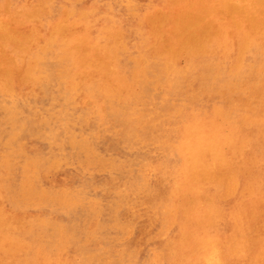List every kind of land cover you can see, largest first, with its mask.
Masks as SVG:
<instances>
[{
  "label": "rangeland",
  "instance_id": "obj_1",
  "mask_svg": "<svg viewBox=\"0 0 264 264\" xmlns=\"http://www.w3.org/2000/svg\"><path fill=\"white\" fill-rule=\"evenodd\" d=\"M209 1L0 0V264H264V0Z\"/></svg>",
  "mask_w": 264,
  "mask_h": 264
},
{
  "label": "bare ground",
  "instance_id": "obj_2",
  "mask_svg": "<svg viewBox=\"0 0 264 264\" xmlns=\"http://www.w3.org/2000/svg\"><path fill=\"white\" fill-rule=\"evenodd\" d=\"M177 1H180V0H176V2H177ZM185 1H186V0H184V2H185ZM184 2H183V4H184ZM188 2H189V1H188ZM203 2H204V1H203ZM209 2H211V0H210ZM171 3H172V2H171ZM171 3H170V4H171ZM185 3H187V2H185ZM189 3H190V2H189ZM177 4H178V2H177ZM190 4H191V3H190ZM190 4H189V5H190ZM201 4H202V3H201ZM167 5H168V4H167ZM172 5H175V4L172 3ZM178 5H179V4H178ZM203 5H204V3H203ZM211 5H212V2H211ZM219 5H221V4H219ZM185 6H186V5H185ZM185 6H184L185 9H186V7L188 8V6H186V7H185ZM207 6H208V5H207ZM209 6H210V5H209ZM221 6H222V5H221ZM171 7H172V6H171ZM189 7H191V6H189ZM223 7H225V6H223ZM206 8H207V7H206ZM206 8H204V9H206ZM225 8H226V7H225ZM239 8H240V7H239ZM161 9H162V8H161ZM169 10H170V9H169ZM172 10H173V9H172ZM206 10H207V9H206ZM210 10H211V9H210ZM225 10H227V9H225ZM263 10H264V9H263ZM0 11H1V10H0ZM166 11H167V10H166ZM186 12H187V11H186ZM226 12H227V11H226ZM229 12H230V11H229ZM263 12H264V11H263ZM168 13H169V12H166V14H168ZM187 13H188V12H187ZM192 13H193V11H192ZM230 13H231V12H230ZM156 14H157V12H156ZM164 14H165V13H164ZM188 15H189V14H188ZM190 15H191V14H190ZM202 15H203V14H202ZM231 15H232V13H231ZM1 16H2V13H1ZM9 16H10V15H8L7 17L9 18ZM258 16H259V15H258ZM152 17H153V16H152ZM169 17H170V18H168V17H167V18L171 20V17H172V16H170V14H169ZM176 17H177V16H176ZM176 17H174V18H176ZM201 17H203V16H201ZM1 18H2V17H1ZM15 18H17V17H15ZM15 18H14V21L16 22L17 20H15ZM165 18H166V17H165ZM167 18H166V19H167ZM231 18H232V17H231ZM3 19H4V18H3ZM145 19H146V18H145ZM145 19H144V20H145ZM211 19H212V18H211ZM220 19H221V18H220ZM232 19H233V18H232ZM237 19H238V18H237ZM10 20L12 21V19H10ZM19 20H20V19H19ZM213 20H214V18H213ZM259 20H260V19H259ZM14 21H13V22H14ZM24 21H26V20L24 19ZM31 21H32V20H31ZM64 21L66 22L67 20H64ZM69 21H70V20H69ZM146 21H148V20L146 19ZM164 21H165V19H164ZM174 21H175V19H174ZM214 21H215V20H214ZM216 21H217V20H216ZM218 21H219V20H218ZM218 21H217V22H218ZM236 21H237V20H236ZM248 21H249V20H248ZM17 22H18V21H17ZM65 22H63V23L66 24ZM166 22H167V20H166ZM217 22H215V23L218 24ZM251 22H252V21H251ZM258 22H261V21H258ZM263 22H264V21H263ZM70 23H74V22L70 21ZM147 23H148V22H147ZM164 23H165V22H164ZM168 23H170V22H168ZM252 23H253V22H252ZM252 23H251V24H252ZM261 23H262V22H261ZM14 24H15V23H14ZM21 24H22V23H21ZM31 24H32V23H31ZM31 24H28V25H31ZM35 24H36V23H35ZM37 24H38V23H37ZM37 24H36V25H37ZM67 24H69V23H67ZM74 24H75V23H74ZM172 24H174V23H172ZM222 24H223V25H221V26H223V27H222L221 29L224 28V23H222ZM230 24H231V23H230ZM12 25H13V23H12ZM15 25H16V24H15ZM22 25H23V24H22ZM39 25H40V24H39ZM76 25H77V24H76ZM146 25H147V27H148L149 24H146ZM154 25H155V24H154ZM163 25H164V24H163ZM163 25H162V26H163ZM203 25H204V24H203ZM205 25H206V24H205ZM242 25H243V24H241V26H242ZM254 25H255V24H254ZM262 25H263V24H262ZM32 26H33V24H32ZM74 26H75V25H74ZM77 26H78V25H77ZM186 26H188V24H187ZM206 26H207V25H206ZM216 26L218 27V25H215L214 27H216ZM227 26H228V25H227ZM255 26H256V25H255ZM14 27H17V25L14 26ZM44 27H45V26H44ZM49 27H50V26H49ZM66 27H67V25H66ZM69 27H70V26H69ZM173 27H176V28H177V26H173ZM263 27H264V26H263ZM28 28H29V27H28ZM85 28H86V27H85ZM150 28H151V27H150ZM207 28H209V27H207ZM227 28H228V27H227ZM257 28H258V27H257ZM151 29H152V28H151ZM151 29H150V31H151ZM217 29H218V28H216V30H217ZM241 29H243V28H241ZM241 29H239V30H241ZM244 29L246 30V28H244ZM252 29H253V28H252ZM260 29H261V28H260ZM262 29H263V28H262ZM56 30H57V29H56ZM59 30H60V28H59ZM113 30H114V29H113ZM147 30H149V28H148ZM179 30H180V29H179ZM212 30H213V29H212ZM212 30H211V31H212ZM226 30H227V29H226ZM233 30H234V29H233ZM239 30H238V32H240ZM250 30H251V28H250ZM250 30H247V31H248V32H251L252 30H251V31H250ZM62 31H63V30H62ZM66 31H67V30H66ZM121 31H122V30H121ZM181 31H182V29H181ZM189 31H190V30H189ZM224 31H225V30H224ZM224 31H223V32H224ZM263 31H264V30H263ZM55 32H56V31H55ZM55 32H54V33H55ZM57 32H58V31H57ZM64 32H65V31H64ZM85 32H86V31H85ZM85 32H84V34H85ZM119 32H120V30H119ZM152 32H153V31H152ZM152 32H150V33H152ZM165 32H167V31H165ZM191 32H192V30H191ZM213 32H214V31H213ZM219 32H220V31H219ZM223 32H222V33H223ZM259 32H260V31H259ZM259 32H258V33H259ZM76 33H78V32H76ZM87 33H88V32H87ZM167 33H168V32H167ZM202 33H203V32H202ZM211 33H212V32H211ZM222 33H221V34H222ZM240 33H241V32H240ZM244 33H245V32H244ZM24 34H26V32H25ZM59 34H60V33H59ZM63 34H64V33H63ZM73 34H74V33H73ZM73 34H72V36H73ZM117 34H118V32H117ZM159 34H161V32H160ZM159 34H158V35H159ZM163 34H165V33L163 32L162 35H163ZM173 34H174V33H173ZM49 35H50V34H49ZM55 35H56V34H55ZM87 35H88V34H87ZM89 35H90V34H89ZM89 35H88V39H89ZM115 35H116V34H115ZM118 35H119V34H118ZM121 35H122V33H121ZM121 35H120L119 38H121ZM154 35H155V34H154ZM156 35H157V33H156ZM169 35H170V34H168V37H169ZM178 35H179V34H178ZM178 35H177V36H178ZM209 35H210V34H209ZM224 35H225V34H224ZM251 35H252V34H251ZM260 35H261V34H260ZM56 36H58V33H57ZM84 36H85V35H84ZM143 36H144V35H143ZM164 36H165V35H164ZM166 36H167V35H166ZM189 36H190V35H189ZM192 36H193V34H192ZM192 36H190V39H191ZM199 36H201V35L199 34ZM202 36H203V35H202ZM221 36H222V35H221ZM256 36H257V35H256ZM262 36H264V35H262ZM48 37H49V36H48ZM65 37H66V36H63V37H60V38H65ZM67 37H68V36H67ZM80 37H81V36H80ZM112 37H113V34H112ZM155 37H156V36H155ZM158 37H159V36H158ZM168 37H166V38L168 39ZM175 37H176V36H174V37H172V38H175ZM219 37H220V36H219ZM234 37H235V36H234ZM33 38H34V37H33ZM43 38H44V37H43ZM60 38H59V39H60ZM75 38L78 39L77 36H76ZM75 38H74V40H75ZM116 38H118V37H116ZM162 38H163V37H162ZM183 38H185V37H183ZM194 38H195V37H194ZM200 38H201V37H200ZM204 38H205V37H204ZM215 38H216V37H215ZM215 38H214V41H217L218 38H217V39H215ZM220 38H221V37H220ZM245 38H246V36H245ZM245 38H244V39H245ZM259 38H260V37H259ZM263 38H264V37H263ZM23 39H24V41H22V42H25V37H23ZM52 39H53V38H52ZM52 39L50 40L51 43L54 42V41H52ZM54 39H55V38H54ZM71 39H72V38H71ZM81 39H82V38H81ZM175 39H176V38H175ZM178 39L181 40V38H178ZM178 39H177V40H178ZM211 39H212V37H211ZM234 39H235V38H234ZM240 39H241V38H240ZM260 39H261V38H260ZM21 40H22V39H21ZM28 40H32V38H31V39H28ZM72 40H73V39H72ZM112 40H113V38H112ZM163 40H164V39H163ZM256 40H257V38H256ZM76 41H77V40H76ZM79 41H80V40H79ZM151 41H153V40H151ZM174 41H175V40H173V43H174ZM200 41H201V40H200ZM229 41H230V40H229ZM229 41H228V42H229ZM235 41H236V39H235ZM237 41H238V40H237ZM242 41H243V39H242ZM263 41H264V40H263ZM35 42H36V41H35ZM35 42H34V43H35ZM46 42H47V41H46ZM55 42H57V41H55ZM68 42H69V41H67V43H68ZM71 42H72V41H71ZM73 42H74V41H73ZM77 42H78V41H77ZM86 42H87V41H86ZM106 42H107V41H106ZM111 42H112V41H111ZM114 42H115V40H114ZM155 42L157 43L158 40L155 41ZM159 42H160V41H159ZM162 42H163V41H161L160 44H162ZM175 42L177 43V41H175ZM201 42H203V39H202ZM248 42H249V41H247V43H248ZM20 43H21V42H20ZM20 43H19V45H20ZM30 43H31V42H30ZM30 43H29V44H30ZM36 43H37V42H36ZM38 43H39V42H38ZM63 43H64V42H63ZM80 43H81V42H80ZM87 43H88V42H87ZM104 43H105V41H104ZM116 43H117V42H116ZM122 43H123V42H122ZM176 43H175V44H176ZM181 43H183V42H181ZM181 43L179 42V44H181ZM198 43H199V42H198ZM237 43H238V42H237ZM237 43H236V44H237ZM78 44H79V43H78ZM106 44H107V43H106ZM106 44H105V45H106ZM117 44H118V43H117ZM151 44H152V43H151ZM157 44H158V43H157ZM163 44H164V42H163ZM163 44H162L161 46H163ZM186 44H187V43H186ZM188 44H190V43H188ZM188 44H187V45H188ZM211 44H212V43H211ZM232 44H233V41H232ZM19 45H18V47L20 48ZM22 45H23V44H22ZM34 45H35V44H34ZM43 45H44V43H43ZM49 45H51V44L49 43ZM49 45H48V46H49ZM82 45H83V44H82ZM90 45H91V44H90ZM90 45H89V47H91ZM102 45H103V44H102ZM181 45L184 46L183 44H181ZM181 45H180V47H181ZM199 45H200V43H199ZM205 45H206V44H204V46H205ZM225 45H226V44H225ZM227 45H228V44H227ZM23 46H24V45H23ZM25 46H26V45H25ZM48 46H46V47H48ZM52 46H53V45H52ZM69 46H70V45H69ZM76 46H77V45H76ZM76 46H75V47H76ZM79 46H80V45H79ZM86 46H87V45H85V47H86ZM108 46H109V44H108ZM120 46H121V45H120ZM165 46H166V45H165ZM167 46H168V45H167ZM178 46H179V45H178ZM190 46H191V44L188 45L187 47H190ZM196 46H197V44H196ZM206 46L209 47V43H208V45H206ZM233 46H234V45H233ZM5 47H6V46H5ZM29 47H30V46H28V48H29ZM50 47H51V46H50ZM73 47H74V44H73ZM80 47H82V49H83V46H80ZM80 47H79V49H80ZM89 47L87 46L86 48H89ZM121 47H122V46H121ZM180 47H179V48H180ZM187 47L185 46L184 49L187 48ZM208 47H207V48H208ZM229 47H230V46H228V48H229ZM30 48H31V47H30ZM147 48L149 49V47H147ZM150 48H151V45H150ZM173 48H174V47H173ZM211 48H212V47H211ZM38 49H39V48H38ZM69 49H71V47H70ZM73 49H74V48H73ZM105 49H107V46H106ZM105 49L102 50V48H101L102 51H105ZM112 49H113V48H112ZM155 49H156V48H155ZM160 49H162V48H160ZM174 49H175V48H174ZM188 49H189V48H188ZM188 49H187V51H189V53H190V49H189V50H188ZM209 49H210V48H209ZM212 49H213V48H212ZM220 49H221V47H220ZM8 50H9V49H8ZM21 50H23V48H22ZM26 50H27V48H26ZM26 50H25V51H26ZM85 50H86V49H85ZM110 50H111V49H110ZM168 50H171V49H168ZM194 50H195V49H193V51H194ZM198 50H200V49H198ZM25 51H23V52L25 53ZM28 51H30V50H28ZM28 51H27V52H28ZM34 51H35V49H34ZM47 51H49V49H48ZM78 51H79V50H78ZM87 51H88V50H87ZM93 51H95V50L93 49ZM112 51H113V50H112ZM157 51H158V50H157ZM160 51H163V53H165L164 50H160ZM165 51H166V50H165ZM193 51H192V52H193ZM208 51H209V50H207V51H205V52H208ZM212 51H214V49H213ZM217 51H218V50H217ZM252 51H253V50H252ZM260 51H261V50H260ZM16 52H17V51H16ZM16 52H15V53H16ZM20 52H21V51H20ZM66 52H67V51H66ZM76 52H77V51H76ZM80 52H81V51H80ZM91 52H92V50H91ZM91 52H89V53H91ZM184 52H185V55H186L187 52H186V51H184ZM200 52H201V51H200ZM200 52H198V53L200 54ZM244 52H245V51H244ZM15 53H14V54H15ZM45 53H46V52H45ZM64 53H65V52H64ZM64 53H63V54H64ZM73 53H74V52H73ZM73 53H72V54H73ZM103 53H104V52H103ZM113 53H114V52H113ZM157 53H158V52H157ZM157 53H156V54H157ZM179 53H181V52L179 51ZM208 53H212V52H208ZM213 53H215V52H213ZM217 53H218V52H217ZM11 54H12V53H11ZM21 54H22V53H21ZM29 54H30V53H29ZM29 54H28V56H29ZM43 54H44V53H43ZM74 54L77 55V53H74ZM82 54H83V53H82ZM84 54H87V55H88V53H85V52H84ZM107 54H108V53H107ZM161 54H162V53H161ZM170 54H171V53H170ZM173 54H174V53H173ZM173 54H171V55H173ZM194 54H195V53H194ZM203 54H204V53H203ZM203 54H202V55H203ZM80 55H81V54H80ZM92 55H95L94 52H93ZM110 55H111V54H110ZM113 55H114V54H113ZM167 55H169V54L167 53L166 56H167ZM177 55H178V54H177ZM187 55H188V54H187ZM189 55H190V54H189ZM197 55H198V54H197ZM202 55H201L200 58H202ZM224 55H225V54H224ZM10 56H12V55H10ZM13 56L15 57V55H13ZM100 56H101V55H100ZM107 56H108V55H107ZM115 56H116V55H115ZM158 56H159V54H158ZM164 56H165V55H164ZM229 56H230V55H229ZM247 56H248V55H247ZM50 57H52V55H51ZM71 57H72V56H71ZM73 57H74V56H73ZM79 57H80V56H79ZM83 57H85V56H83ZM87 57H90V55H88ZM102 57H103V55H102ZM102 57H101V58H102ZM111 57H113V56L111 55ZM168 57H169V56H168ZM179 57H181L180 54H179ZM182 57H183V56H182ZM187 57H189V56H187ZM231 57H232V56H231ZM244 57H245V56H244ZM53 58H54V57H53ZM76 58H77V57H76ZM91 58H93V57H91ZM143 58H144V57H143ZM183 58H184V57H183ZM232 58H233V57H232ZM238 58H239V57H238ZM246 58H247V57H246ZM246 58H245V59H246ZM50 59H52V58H50ZM60 59H61V58H60ZM70 59H71V58H70ZM72 59H73V58H72ZM103 59H104V58H103ZM105 59H107V58H105ZM105 59H104V60H105ZM164 59H165V58H164ZM186 59H187V58H186ZM196 59H197V58H196ZM226 59H227V57H226ZM240 59H241V58H240ZM245 59H243V60H245ZM47 60H48V59H47ZM52 60H53V59H52ZM76 60H77L78 62H81V61H79L80 58H79V60H78V59H76ZM107 60H108V59H107ZM107 60H106V61H107ZM140 60H141V59H140ZM145 60H146V59H145ZM179 60H180V58H179ZM236 60H237V58H236ZM54 61H56V60H54ZM54 61H53V62H54ZM69 61H70V60H69ZM73 61H74V60H73ZM77 61H76V62H77ZM93 61H94V60H93ZM97 61H98V60H97ZM97 61H96V62H97ZM99 61H100V60H99ZM137 61H138V64H139V59H138ZM209 61H210V60H209ZM234 61H235V60H234ZM234 61H233V62H234ZM237 61H239V60H237ZM11 62H12V61H11ZM25 62H26V59H25ZM66 62H67V61H66ZM70 62H71V64H72V61H70ZM70 62H69V63H70ZM83 62H84V60H83ZM115 62H116V61H115ZM144 62H147V61H144ZM163 62H165V61H163ZM242 62H243V61H242ZM7 63H8V62H7ZM9 63H10V62H9ZM21 63H22V62H21ZM48 63H50V62H48ZM61 63H62V62H61ZM64 63H65V62H64ZM64 63H63V64H64ZM85 63H86V62H85ZM100 63H101V65H102V61H100ZM222 63H223V62H222ZM25 64H26V63H25ZM113 64H114V63H113ZM138 64H137V66H138ZM232 64H233V63H232ZM232 64H231V65H232ZM242 64H243V63H242ZM251 64H252V63H251ZM251 64H250V65H251ZM9 65H10V64H9ZM14 65H15V64H14ZM78 65H79V64H78ZM94 65H95V64H94ZM101 65L99 64V66H101ZM104 65H105V64H104ZM140 65H142V64H140ZM164 65H165V63H164ZM205 65H206V64H205ZM218 65H219V64H218ZM220 65H221V64H220ZM231 65H230V66H231ZM233 65H235V63H234ZM243 65H244V64H243ZM15 66H16V65H15ZM24 66H26V65H24ZM49 66H51V65H49ZM69 66H71V65H69ZM76 66H77V65H76ZM81 66H82V65H81ZM88 66H89V65H88ZM92 66H93V65H92ZM97 66H98V65H97ZM97 66H96V67H97ZM113 66L115 67V65H113ZM171 66H172V65H171ZM191 66H192V65H191ZM226 66H227V65H226ZM226 66H225V67H226ZM236 66H237V68L240 67L239 64H237ZM0 67H1V66H0ZM12 67H14V66L12 65ZM63 67H64V66H63ZM63 67H62V68H63ZM72 67H73V66H72ZM90 67H91V65H90ZM94 67H95V66H94ZM94 67H93V68H94ZM139 67H140V66H139ZM220 67H222V65H221ZM234 67H235V66H234ZM244 67H245V66H244ZM24 68H25V67H24ZM83 68H84V66H83ZM235 68H236V67H235ZM72 69H74V67H73ZM86 69L89 70L88 68H86ZM95 69H96V68H95ZM99 69H100V68H99ZM138 69H139V68H138ZM176 69H177V68H176ZM184 69H185V67H184ZM220 69H221V68H220ZM226 69H227V68H226ZM232 69H233V68H232ZM36 70H37V68H36ZM62 70H64V69H62ZM68 70H71V69H68ZM82 70H83V69H82ZM84 70H85V69H84ZM84 70H83V71H84ZM93 70H94V69H93ZM104 70H105V69H104ZM246 70H247V69H246ZM43 71H44V70H43ZM43 71H42V72H43ZM99 71H100V70H99ZM105 71H107V70H105ZM105 71H103V72H105ZM113 71H114V70H113ZM117 71H118V70H116V72H117ZM168 71H169V70H168ZM238 71H240V68L238 69ZM33 72H35V71H33ZM50 72L53 73V71H50ZM59 72H60V70H59ZM63 72H64V71H63ZM63 72H62V73H63ZM65 72H67V71H65ZM68 72H69V71H68ZM71 72H72V71H71ZM73 72H74V71H73ZM107 72H108V71H107ZM116 72H114V73H116ZM169 72H170V71H169ZM174 72H175V71H174ZM22 73H23V72H22ZM55 73H56V72H55ZM55 73H54V74H55ZM60 73H61V72H60ZM166 73H167V72H166ZM166 73H165V74H166ZM175 73H176V72H175ZM248 73H249V72H248ZM248 73H247V74H248ZM119 74H120V73H119ZM170 74H171V73H170ZM49 75H50V74H49ZM84 75H85V74H84ZM103 75H104V74H103ZM110 75H111V74H110ZM110 75H109V76H110ZM168 75H169V74H168ZM261 75H262V74H261ZM22 76H23V75H22ZM22 76H21V77H22ZM62 76H63V75H62ZM70 76L73 77V75H70ZM70 76H68V77H70ZM112 76H113V75H112ZM114 76L116 77V75H114ZM114 76H113V78H114ZM118 76H121V75H118ZM133 76H134V75H133ZM176 76H177V75H176ZM29 77H30V76H29ZM59 77H61V76H59ZM59 77H58V78H59ZM66 77H67V76H66ZM68 77H67V78H68ZM76 77H77V76H76ZM76 77H75V79L78 80V78H76ZM107 77H108V76H107ZM169 77H170V76H169ZM171 77H172V76H171ZM171 77H170V78H171ZM19 78H20V77H19ZM39 78H40V77H39ZM58 78H56V79H58ZM97 78H98V77H97ZM118 78H119V77H118ZM170 78H169V79H170ZM52 79H54V78H52ZM75 79H73V80H75ZM83 79H84V78H83ZM95 79H96V78H95ZM99 79H100V78H99ZM105 79H107V78H105ZM161 79H162V78H161ZM33 80H34V78H33ZM36 80L38 81V79H36ZM62 80H65V78L62 79ZM67 80H69V78H68ZM70 80H71V79H70ZM77 80H76V81H77ZM162 80H163V79H162ZM177 80H178V79H177ZM177 80H176V82H178ZM0 81H1V80H0ZM49 81H51V79H49ZM55 81H56V80H55ZM96 81H97V80H96ZM98 81H100V80H98ZM98 81H97V82H98ZM105 81H106V80H105ZM133 81H134V80H133ZM157 81H158V80H157ZM237 81H239V80H237ZM65 82H66V81H65ZM82 82H83V81H82ZM82 82H81V83H82ZM112 82H113V81H112ZM114 82H116V81H114ZM114 82H113V83H114ZM163 82H164V81H163ZM163 82H162V83H163ZM170 82H171V81H170ZM209 82H210V81H209ZM35 83H36V82H35ZM61 83H62V82H61ZM69 83H72V81L69 82ZM73 83H74V81H73ZM83 83H84V82H83ZM86 83H87V82H86ZM102 83H103V82H102ZM116 83H117V82H116ZM99 84H100V82H99ZM106 84H108V83H106ZM121 84H122V83H121ZM127 84H128V83H127ZM130 84H131V83H130ZM194 84H195V83H194ZM61 85H62V84H60V86H61ZM83 85H84V84H83ZM83 85H82V86H83ZM96 85H97V84H96ZM108 85H109V84H108ZM172 85H174V84H172ZM215 85H216V84H215ZM75 86H77V85H75ZM87 86H88V85H87ZM110 86H111V84H110ZM113 86H114V85H112V87H113ZM118 86H119V85H118ZM128 86H129V85H128ZM132 86H133V85H132ZM174 86H175V85H174ZM35 87H36V86H35ZM38 87H39V86H38ZM64 87H65V86H64ZM78 87H79V86H78ZM96 87H98V86H96ZM104 87H106V86H104ZM115 87H116V86H115ZM126 87H127V86L125 85L124 88H126ZM165 87H166V85H165ZM168 87H169V86H168ZM47 88H48V87H47ZM55 88H56V87H55ZM72 88H73V87H72ZM76 88H77V87H76ZM85 88H86V87H85ZM85 88H84V89H85ZM102 88H103V86H102ZM102 88H101V89H102ZM108 88H109V87H108ZM119 88H120V87H119ZM43 89H44V87H43ZM43 89H42V90H43ZM65 89H66V88H65ZM87 89H90V88H87ZM87 89H86V90H87ZM97 89H98V88H97ZM99 89H100V88H99ZM106 89H107V88H106ZM67 90H68V89H67ZM77 90H78V88H77ZM112 90H113V88H112ZM0 91H1V88H0ZM2 91H3V90H2ZM44 91H45V90H44ZM75 91H76V90H75ZM88 91H89V90H88ZM118 91L121 92V89H118ZM82 92H83V91H82ZM82 92H81V93H82ZM91 92H92V91H91ZM97 92H98V91H97ZM97 92H95V94H96ZM106 92H107V90L104 91V94H105ZM109 92H110V91H108V93H109ZM126 92H127V91H126ZM129 92H130V91H129ZM134 92H135V91H134ZM4 93H5V92H4ZM46 93H47V92H46ZM86 93H87V92H86ZM92 93H93V92H92ZM121 93H122V92H121ZM121 93H120V95H121ZM123 93H124V91H123ZM10 94H11V93H10ZM65 94H66V93H65ZM68 94H69V93H68ZM97 94H98V96H99V93H97ZM97 94H96V95H97ZM104 94H103V95H104ZM118 94H119V93H118ZM130 94H131V93H130ZM137 94H138V93H137ZM140 94H141V93H140ZM140 94H139V95H140ZM46 95H47V94H46ZM46 95H45V96H46ZM86 95H87V94H86ZM88 95H89V94H88ZM120 95H119V96H120ZM122 95H123V94H122ZM124 95H127V93L124 94ZM124 95H123V96H124ZM139 95H138V96H139ZM51 96H52V95H51ZM98 96H97V97H98ZM116 96H117V95H116ZM128 96H129V95H128ZM128 96H125V97L128 98ZM131 96H132V95H131ZM131 96H130V97H131ZM138 96H137V97H138ZM80 97H81V96H80ZM92 97H93V94H92ZM130 97L128 98V100H130ZM77 98H78V97H77ZM99 98H100V97H99ZM109 98H110V97H109ZM121 98H123V97H121ZM138 98H140V97H138ZM91 99H92V98H91ZM114 99H115V98H114ZM140 99H141V98H140ZM140 99H139V100H140ZM110 100H111V98H110ZM125 100H126V99H125ZM125 100H124V101H125ZM98 101H99V100H98ZM11 102H12V101H11ZM113 102H114V101H113ZM138 102H139V101H138ZM45 103H46V102H45ZM95 103H96V102H95ZM115 103L117 104V101H115ZM51 104H53V103H51ZM80 104H81V102H80ZM92 104H93V103H92ZM99 104H100V103H99ZM110 104H111V103H110ZM88 105H89V103H88ZM93 105H94V104H93ZM125 105H126V104H125ZM114 106H115V105H114ZM90 107H91V106H90ZM118 107H119V106H118ZM96 108H97V107H96ZM39 109H40V108H39ZM116 109H117V108H116ZM100 110H101V109H100ZM91 111H92V110H91ZM97 111H98V110H97ZM123 111H124V110H123ZM62 112H63V111H62ZM18 113H19V112H18ZM102 113H103V112H102ZM106 113H107V112H106ZM175 113H176V112H175ZM180 113H181V112H180ZM39 114H40V113H39ZM97 114H98V113H97ZM99 114H100V113H99ZM177 114H178V113H177ZM178 115H179V114H178ZM134 116H135V115H134ZM134 116H133V117H134ZM175 116H176V115H175ZM244 116H245V115H244ZM97 117H99V115H98ZM106 117H108V116H106ZM133 117H131V118H133ZM193 117H194V116H193ZM248 117H249V115H248ZM152 118H153V117H152ZM187 118H188V117H187ZM187 118H186V119H187ZM246 118H247V117H246ZM237 119H238V118H237ZM243 119H245V118H243ZM243 119H242V120H243ZM251 119H252V118H251ZM183 120H184V119H183ZM247 120H248V119H247ZM160 121H161V120H160ZM238 121H239V120H238ZM244 121H246V120H244ZM242 122H243V121H242ZM128 123H129V122H128ZM157 123H158V122H157ZM161 123H162V122H161ZM194 123H197V122H194ZM131 125H132V124H131ZM133 125H134V124H133ZM186 128H187V127H186ZM195 128H196V127H195ZM211 128H212V127H211ZM128 129H129V128H128ZM174 129H177V128H174ZM191 129H192V128H191ZM103 130H104V129H103ZM106 130H107V129H106ZM177 130H178V129H177ZM188 130L190 131V129H188ZM197 130H198V129H197ZM210 130H211V129H210ZM128 131H129V130H128ZM185 131H186V130H185ZM198 131H199V130H198ZM198 131H197V132H198ZM200 131H201V130H200ZM207 131H208V130H207ZM220 131H221V129H220ZM191 132H193V130H192ZM197 132H196V133H197ZM220 133H221V132H220ZM198 134H199V133H198ZM200 134H201V132H200ZM206 134H207V133H206ZM188 135L190 136L191 134L189 133ZM192 135H193V134H192ZM194 135H195V134H194ZM186 136H187V133H186ZM206 136H207V135H206ZM214 136H215V135H214ZM232 136H233V135H232ZM234 136H235V135H234ZM197 137H199V136H197ZM131 138H132V137H131ZM131 138H130V139H131ZM200 138H201V137H200ZM204 138H205V137H204ZM208 138H209V137H208ZM126 139H127V137H126ZM135 139H136V138H135ZM188 139H189V138H188ZM195 139L197 140L196 137H195ZM164 140H165V139H164ZM186 140H187V139H186ZM205 140H206V139H205ZM211 140H212V139H211ZM211 140H210V141H211ZM181 141H182V139H181ZM199 141L202 142V140H199ZM199 141H198V142H199ZM183 142H184V141H183ZM193 142H194V141H193ZM193 142H192V143H193ZM201 142H200V143H201ZM207 142H208V139H207ZM216 142H218V141H216ZM125 143H126V142H125ZM127 143H128V142H127ZM154 143H155V142H154ZM195 143H196V141H195ZM200 143H199V145H200ZM208 143H209V142H208ZM93 144H94V143H93ZM203 144H204V141H203ZM221 144H222V143H221ZM221 144H220V145H221ZM78 145H79V144H78ZM126 145H127V144H126ZM131 145H132V144H131ZM166 145H167V144H166ZM169 145H171V144H169ZM179 145H180V144H179ZM183 145L185 146V144H182V146H183ZM187 145H188V144H187ZM191 145H192V144H191ZM193 145H194V144H193ZM208 145H210V144H208ZM208 145H207V146H208ZM213 145H215V144H212L211 146H213ZM216 145H217V143H216ZM218 145H219V142H218ZM91 146H92V145H91ZM157 146H159V145H157ZM160 146H161V145H160ZM194 146H197V145L195 144ZM205 146H206V145H205ZM139 147H140V146H139ZM167 147H168V146H167ZM172 147H173V146H172ZM180 147H181V146H180ZM180 147H179V148H180ZM188 147H189V148H188V150H189V149H190V146H188ZM200 147H201V146H198V150L200 149ZM218 147H219V146H218ZM218 147H217V148H218ZM176 148H177V147H176ZM179 148H178V149H179ZM182 148H183V147H182ZM182 148H181V149H182ZM184 148H186V147H184ZM184 148H183V149H184ZM204 148H205V147H204ZM206 148H211V147H206ZM206 148H205V149H206ZM219 148H220V147H219ZM145 149H146V148H145ZM202 149H203V148H202ZM205 149H204V150H205ZM224 149L228 150L226 147H225ZM190 150H193V149H190ZM194 150H196V148H194ZM194 150H193V151H194ZM198 150H197V151H198ZM216 150H218V149H216ZM220 150H221V149H220ZM177 151H179V150H177ZM193 151H192V152H193ZM209 151H210V149H209ZM171 152H172V151H171ZM195 152H196V151H195ZM176 153H177V152H176ZM176 153H175V154H176ZM193 153H194V152H193ZM197 153H199V151H198ZM201 153H202V151H201ZM221 153H222V151H221ZM168 154H169V153H168ZM177 154H178V153H177ZM203 154H204V153H203ZM222 154H223V153H222ZM225 154H226V153H225ZM228 154H229V152H228ZM192 155H193V154H192ZM216 155H217V154H216ZM230 155H231V154H230ZM170 156H171V155H170ZM198 156H199V154L197 155V157H198ZM200 156H201V155H200ZM200 156H199V157H200ZM213 156H214V155H213ZM227 156H229V155H227ZM171 157H172V156H171ZM171 157H170V159H173V158H171ZM197 157H195V158H197ZM221 157H222V156H221ZM233 157H234V156H233ZM236 157H237V156H236ZM164 158H166V157H164ZM180 158H181V157H180ZM186 158H187V157H186ZM186 158H185V159H186ZM193 158H194V157H193ZM201 158H202V160H205V159H203V157H201ZM201 158H200V159H201ZM231 158H232V157H231ZM176 159H177V158H176ZM189 159H190V158H189ZM207 159H208V158H207ZM234 159H235V158H234ZM239 159H240V158H239ZM202 160H201V161H202ZM162 161H163V160H159V162H162ZM176 161H177V160H176ZM179 161H180V160H179ZM182 161H183V160H182ZM199 161H200V160H199ZM199 161H198V162H199ZM217 161H218V160H217ZM227 161H229V160H227ZM171 162H172V161H171ZM198 162H197V163H198ZM206 162H207V161H206ZM208 162H209V161H208ZM225 162H226V161H225ZM235 162H238V161H235ZM204 163H205V162H204ZM209 163H210V162H209ZM209 163H206V164H209ZM221 163H222V162H221ZM223 163H224V162H223ZM233 163H234V161H233ZM238 163H239V162H238ZM163 164H164V163H163ZM167 164H168V162H167ZM224 164H225V163H224ZM228 164H229V163H228ZM172 165H173V164H172ZM186 165H187V163H186ZM195 165H196V164H195ZM195 165H194V166H195ZM198 165H199V164H198ZM234 165H235V164H234ZM166 166H167V165H166ZM166 166H165V167H166ZM174 166H175V164H174ZM196 166H197V165H196ZM203 166H204V165H203ZM209 166H210V165H209ZM232 166H233V165H231V167H232ZM169 167H170V166H169ZM169 167H168V168H169ZM197 167H199V166H197ZM231 167H230V168H231ZM161 168H162V167H161ZM194 168H195V167H194ZM199 168H200V167H199ZM203 168H204V167H203ZM230 168H229V169H230ZM233 168H234V167H233ZM158 169H159V166H158ZM171 169L173 170V167H172ZM174 169H175V168H174ZM177 169H178V168H177ZM195 169H196V168H195ZM204 169H205V168H204ZM175 170H176V169H175ZM189 170H190V169H189ZM200 170H201V169H200ZM163 171H165V170L163 169ZM223 171H224V170H223ZM228 171H229V170H228ZM231 171H232V170H231ZM231 171H230V172H231ZM236 171H237V170H236ZM169 172H170V171H169ZM201 172H202V170H201ZM201 172H200V173H201ZM210 172H211V171H210ZM210 172H208V174H211ZM204 173H205V172H204ZM227 173H228V172H227ZM233 173H234V172H232V174H233ZM236 173H237V172H236ZM194 174H195V172H194ZM222 174H223V173H222ZM202 175L205 176V174H202ZM230 175H231V174H230ZM234 175H235V174H234ZM185 176H186V175H185ZM210 176H211V175H210ZM235 176H236V175H235ZM235 176H233V177H235ZM178 178H179V177H178ZM180 178H182V177H180ZM198 178H200V177H198ZM206 178L208 179V177H205V179H206ZM209 178H210V177H209ZM172 179H173V177H172ZM175 179H176V178H175ZM183 179H184V178H183ZM187 179H188V178H187ZM163 180H164V179H163ZM179 180H180V179H179ZM202 180H204V179H202ZM216 180H217V179H216ZM227 180H228V179H227ZM171 181H172V180H171ZM204 181H206V180H204ZM204 181H203V182H204ZM213 181H214V180H213ZM177 182H178V181H177ZM203 182H202V183H203ZM207 182H208V181H207ZM217 182L220 183V181H217ZM226 182H227V181H226ZM178 183H179V182H178ZM213 183H214V182H213ZM198 184H199V183H198ZM198 184H197V185H198ZM170 185H171V184H170ZM197 185H196V186H197ZM214 185H216V184L214 183ZM221 185H223V184H221ZM201 186H203V185H201ZM205 186H206V185H205ZM212 186H213V185H212ZM236 186H237V185H236ZM169 187H170V186H169ZM197 187H198V186H197ZM215 187H216V186H215ZM217 187H218V186H217ZM243 187H244V186H243ZM170 188H171V187H170ZM222 188H223V187H222ZM253 188H254V187H253ZM248 189H249V188H248ZM250 189H251V187H250ZM250 189L248 190V192L251 191ZM145 190H146V189H145ZM222 190H223V189H222ZM235 190H236V189H235ZM246 190H247V189H245V191H246ZM150 191H151V189H150ZM171 191H172V190H170V192H171ZM215 191H216V190H215ZM213 192H214V191H213ZM240 192H241V190H240L238 193L240 194ZM242 192H243V190H242ZM262 192H263V191H262ZM139 193H141V192H139ZM173 193H174V192H173ZM249 193H250V192H249ZM247 194H248V193H247ZM250 194H251V193H250ZM171 195H172V194H171ZM177 195H178V194H177ZM209 195H210V194H209ZM251 195H252V194H251ZM251 195H250V196H251ZM150 196H151V195H150ZM210 196H212V195H210ZM238 197H239V196H238ZM240 197H242V196L240 195ZM214 198H215V197H214ZM220 198H221V197H220ZM215 199H216V198H215ZM218 199H219V198H218ZM196 200H197V199H196ZM259 200H261V198H260ZM191 201H192V200H191ZM212 201H213V200H212ZM261 201H262V200H261ZM188 202H189V201H188ZM195 202H196V201H195ZM262 202H263V201H262ZM160 203H161V202H160ZM198 203H199V202H198ZM198 203H197V204H198ZM183 204H184V203H183ZM189 204H191V203H189ZM191 205H192V204H191ZM188 206H189V205H188ZM183 207H184V208L186 207L185 204H184V206L182 205V208H183ZM195 207H196V206H195ZM203 207H204V206H203ZM112 209H113V208H112ZM175 209H176V208H175ZM239 209H240V208H239ZM242 209H243V208H242ZM259 209H260V208H259ZM1 210H2V209H1ZM199 210H200V209H199ZM201 210H202V208H201ZM201 210H200V211H201ZM243 210H244V209H243ZM260 210H261V209H260ZM176 211H178V209H177ZM180 212H181V211H180ZM182 212H183V211H182ZM182 212H181V213H182ZM185 212H186V211H185ZM185 212H184V214H185ZM189 212H190V211H189ZM198 212H199V211H198ZM239 212H240V211H239ZM249 212H250V211H249ZM211 213H213V212H211ZM211 213H210V214H211ZM216 213H217V211H216ZM219 213H220V212H219ZM6 214H8V213H6ZM0 215H1V214H0ZM118 215H119V214H118ZM118 215H117V216H118ZM208 215H209V214H208ZM211 215H212V214H211ZM214 215H215V214H214ZM241 215H242V214H241ZM263 215H264V214H263ZM185 216H186V215H185ZM205 216H206V215H205ZM217 216H218V215H217ZM4 217H5V215H4ZM4 217H3V214H2V218H4ZM11 217H12V216H11ZM186 217H187V216H186ZM196 217H197V216H196ZM260 217H261V216H260ZM200 218H201V217H200ZM203 218H204V217H203ZM207 218H209V217H207ZM244 218H245V217H244ZM196 219H198V221H199V218H196ZM204 219H205V218H204ZM204 219H202V221H204ZM221 219H222V218H221ZM1 220H2V219H1ZM10 220H11V219H10ZM20 220H22V219H20ZM35 220H36V219H35ZM191 220H192V219H191ZM191 220H188V221H191ZM205 220H206V219H205ZM253 220H254V219H253ZM253 220H252V221H253ZM8 221H9V220H8ZM22 221H24V220H22ZM22 221H21V222H22ZM195 221H196V220H195ZM211 221H212V220H211ZM218 221H219V220H218ZM261 221H262V220H261ZM25 222H26V221H25ZM200 222H201V221H200ZM207 222H208V221H207ZM229 222H230V221H229ZM243 222H244V221H243ZM263 222H264V221H263ZM22 223H23V222H22ZM94 223H96V222H94ZM102 223H103V222H102ZM195 223H196V222H195ZM209 223H210V221H209ZM213 223H214V222H213ZM232 223H233V222H232ZM30 224H31V223H30ZM207 224H208V223H207ZM214 224H215V223H214ZM219 224H220V223H219ZM27 225H28V224H27ZM27 225H26V226H27ZM164 225H165V224H164ZM178 225H179V224H178ZM197 225H199V224L197 223ZM208 225H209V224H208ZM215 225H216V224H215ZM233 225H234V224H233ZM237 225H238V224H237ZM239 225H242V224H239ZM239 225H238V226H239ZM246 225H247V224H246ZM8 226H9V225H8ZM24 227H25V226H24ZM116 227H117V226H116ZM183 227H184V226H183ZM208 227H209V226H208ZM229 227H231V225H230ZM229 227H228V228H229ZM242 227H243V226H242ZM246 227H247V226H246ZM261 227H263V226L261 225ZM13 228H14V227H13ZM22 228H23V227H22ZM43 228H44V227H43ZM228 228H227V230H228ZM236 228H238V227H236ZM240 228H241V226H240ZM248 228H250L249 230L251 231V227L249 226ZM248 228H247V229H248ZM256 228H257V227H256ZM263 228H264V227H263ZM20 229H21V228H20ZM32 229H33V228H32ZM38 229H39V228H38ZM181 229H182V228H181ZM254 229H255V228H254ZM10 230H11V229H10ZM16 230H17V229H15V230H13V231H16ZM202 230H203V229H202ZM202 230H201V231H202ZM204 230H206V228H205ZM212 230H213V229H212ZM229 230H230V229H229ZM244 230H246V228H245ZM249 230H248V231H249ZM255 230H256V229H255ZM17 231H19V230H17ZM30 231H31V230H30ZM111 231H112V230H111ZM188 231H189V230H188ZM190 231H191V230H190ZM190 231H189V232H190ZM197 231H198V229H197ZM201 231H200V232H201ZM231 231H232V230H231ZM234 231H235V230H234ZM240 231H241V230H240ZM21 232H22V231H21ZM23 232H25V231H23ZM23 232H22V233H23ZM202 232H203V231H202ZM228 232H229V231H228ZM228 232H227V233H228ZM255 232L258 233V231H255ZM259 232H260V231H259ZM7 233L9 234V231H8ZM11 233H12V232H11ZM18 233H20V232H18ZM22 233H20V234H22ZM39 233H40V232H39ZM110 233H112V232H110ZM182 233H183V231H182ZM194 233H195V232H194ZM194 233H193V234H194ZM235 233H236V231H235ZM235 233H234V234H235ZM237 233H238V232H237ZM252 233L254 234V231H253ZM26 234H27V232H26ZM187 234H188V233H187ZM201 234H202V233H201ZM213 234H214V233H213ZM238 234H239V233H238ZM243 234H244V233H243ZM243 234H242V235H243ZM245 234H246V232H245ZM262 234H264L263 231H262ZM6 235H7V234H6ZM18 235H19V234H18ZM28 235H30V234H28ZM188 235H189V234H188ZM198 235H199V233H198ZM198 235H196V236H198ZM229 235H230V234H229ZM248 235H250V234L248 233ZM257 235H258V234H257ZM257 235H256V236H257ZM3 236H4V235H3ZM8 236H9V235H8ZM13 236L15 237L14 234H13ZM13 236H12V237H13ZM26 236H27V235H26ZM43 236H45V235H43ZM189 236H190V235H189ZM189 236H187V237L190 238ZM196 236H195V238H196ZM199 236H200V235H199ZM227 236H228V235H227ZM244 236H245V235H244ZM256 236H255V237H256ZM6 237H7V236H6ZM12 237H11V238H12ZM23 237H24V236H23ZM185 237H186V236H185ZM187 237H186V238H187ZM211 237H212V236H211ZM216 237H217V236H216ZM224 237H225V236H224ZM229 237H230V236H229ZM252 237H253V236H252ZM252 237H251V240H252ZM183 238H184V237H182V239H183ZM192 238H193V237H192ZM192 238H191V239H192ZM195 238H194V239H195ZM200 238H201V237H200ZM200 238H199V239H200ZM206 238H207V237H206ZM212 238L214 239V237H212ZM230 238L233 239V237H230ZM248 238H250V237H248ZM258 238H259V237H258ZM1 239H2V238H1ZM1 239H0V240H1ZM6 239H7V238H6ZM8 239H9V237H8ZM18 239H19V237H18ZM21 239H22V238H21ZM21 239H19L18 241H20ZM216 239H218V238H216ZM222 239H223V238H222ZM241 239H242V237H241ZM243 239H244V238H243ZM255 239H256V238H255ZM4 240H5V239H4ZM13 240H14V239H12V241H13ZM23 240H24V239H23ZM25 240H26V239H25ZM180 240H181V239H180ZM186 240H188V239L183 240L182 243H184V241H185V243H186V242H187ZM195 240H198V238L195 239ZM207 240H208V239H207ZM207 240H206V241H207ZM224 240H225V239H224ZM224 240H223V241H224ZM226 240H227V239H226ZM233 240H234V239H233ZM239 240H240V239H239ZM239 240H238V241H239ZM5 241H6V240H5ZM15 241H16V240H15ZM189 241H190V240H189ZM200 241H201V240H200ZM221 241H222V240H221ZM227 241H229V240H227ZM236 241H237V240H236ZM241 241H245V240H241ZM248 241H249V240H248ZM254 241H255V240H254V238H253V244L255 245V244H256V241H255V242H254ZM7 242H8V241H7ZM16 242H17V241H16ZM190 242H191V241H190ZM234 242H235V240H234ZM260 242H261V241H260ZM260 242H259V243H260ZM182 243H180V244L183 245ZM225 243H227V242H225ZM230 243H231V242H230ZM246 243H248V242H245V244H246ZM251 243H252V242H251ZM0 244H1V243H0ZM180 244H179V245H180ZM187 244H189V242H187ZM187 244H186V245H187ZM221 244H222V243H221ZM9 245H11V244H9ZM13 245H14V244H13ZM22 245H23V244H22ZM200 245H201V244H200ZM226 245H227V244H226ZM228 245H229V244H228ZM232 245H233V244H232ZM232 245H231V246H232ZM241 245H242V244H241ZM248 245H252V244H248ZM248 245H247V246H248ZM6 246H7V245H6ZM20 246H21V245H20ZM31 246H32V245H31ZM188 246L190 247V244H189ZM188 246H187V249H188ZM201 246H202V245H201ZM234 246H235V245H234ZM236 246H237V245H236ZM260 246H261V245H260ZM260 246H259V248H260ZM3 247H4V246H3ZM27 247H28V246H26V248H27ZM88 247H89V246H88ZM169 247H170V246H169ZM173 247H174V245H173ZM179 247H180V246H179ZM183 247H184V246H183ZM195 247H196V246H195ZM195 247H194V249H195ZM199 247H200V246H199ZM228 247H229V246H228ZM232 247H233V246H232ZM232 247H231V249H232ZM237 247H238V246H237ZM239 247H240V243H239ZM242 247H243V246H242ZM242 247H241V248H242ZM244 247H245V246H244ZM244 247H243V249H244ZM248 247H249V246H248ZM252 247H254V246H252ZM6 248H7V247H6ZM21 248H23V247H21ZM29 248H30V247H29ZM29 248H28V249H29ZM8 249H9V248H8ZM31 249H32V248H31ZM91 249H93V248H91ZM99 249H100V248H99ZM183 249H184V248H183ZM183 249H182V250H183ZM192 249H193V248H192ZM194 249H193V250H194ZM200 249H201V247H200ZM226 249H227V248H226ZM231 249H230V251H231ZM239 249H240V248H239ZM239 249H238V250H239ZM247 249H248V248H247ZM87 250H88V249H87ZM170 250H171V249H170ZM196 250H199V249L197 248ZM227 250H228V249H227ZM2 251H3V250H2ZM22 251H23V250H22ZM22 251H21V252H22ZM30 251H31V250H30ZM179 251H180V250H179ZM187 251H188V250H187ZM241 251H242V250H241ZM248 251H250V250L248 249ZM248 251H247V252H248ZM259 251H260V249H259ZM0 252H1V251H0ZM3 252H4V251H3ZM25 252L28 254L27 251H25ZM96 252H97V251H96ZM176 252H177V251H176ZM235 252H237V251H235ZM239 252H240V251H239ZM167 253H168V252H167ZM172 253H173V252H172ZM189 253L191 254V252H189ZM233 253H234V251H233ZM19 254H20V253H19ZM76 254H77V253H76ZM174 254H175V253H174ZM187 254H188V253H187ZM227 254H228V253H227ZM227 254H226V255H227ZM235 254H236V253H235ZM253 254H254V253H253ZM253 254H252V255H253ZM16 255H17V254H16ZM25 255H26V254H25ZM53 255H54V254H53ZM183 255H184V254H183ZM196 255H199V254H196ZM6 256H7V255H6ZM10 256H11V255H10ZM23 256H24V255H23ZM171 256H172V255H171ZM173 256H174V255H173ZM173 256H172V257H173ZM184 256H185V255H184ZM189 256H190V255H189ZM194 256H195V255H194ZM194 256H193V257H194ZM237 256H238V255H237ZM237 256H236V257H237ZM1 257H3L2 254H1ZM4 257H5V256H4ZM177 257H178V256H177ZM190 257H191V256H190ZM195 257H196V256H195ZM55 258H56V256H55ZM3 259H4V258H3ZM6 259H7V258H6ZM52 259H53V258H52ZM52 259H51V260H52ZM56 259H57V258H56ZM178 259H179V257H178ZM191 259H192V257H191ZM198 259H199V257L197 258V262H198ZM183 260H184V259H183ZM1 261H2V260H1ZM1 261H0V262H1ZM11 261L13 262L12 259H11ZM21 261H22V260H21ZM53 262H54V261H53ZM200 262H201V261H200ZM6 263H7V262H6ZM6 263H5V264H6ZM146 263H147V262H146ZM8 264H9V263H8ZM21 264H22V263H21ZM170 264H171V263H170ZM186 264H187V263H186ZM188 264H189V263H188ZM192 264H193V263H192ZM202 264H203V263H202Z\"/></svg>",
  "mask_w": 264,
  "mask_h": 264
}]
</instances>
